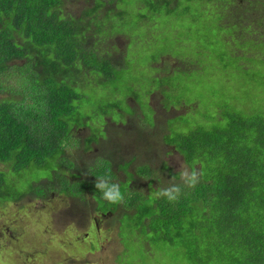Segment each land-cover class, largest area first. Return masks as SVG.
I'll list each match as a JSON object with an SVG mask.
<instances>
[{
    "label": "trees",
    "instance_id": "obj_1",
    "mask_svg": "<svg viewBox=\"0 0 264 264\" xmlns=\"http://www.w3.org/2000/svg\"><path fill=\"white\" fill-rule=\"evenodd\" d=\"M145 1L155 13L162 4L169 12L180 6V0ZM96 2L72 17L64 13L66 0H0V201L19 202L28 193L47 199L55 192L81 201L92 194L97 204H113L94 187L98 178L110 177L124 195L113 212L124 205L130 215L136 214L138 230L146 227L154 238L178 244L190 260L264 264L263 113L228 109L210 125L170 136L169 144L191 169L201 173L193 188L176 182L182 191L175 202L157 193L144 194L132 185L123 187L122 163L116 165L111 158L101 157L81 170L67 153L69 148L90 151L99 142L91 136H75L74 129L83 127L76 119L85 120L75 118L85 97L81 87L107 85L123 63L111 47L88 44L92 20H102L106 13L100 16L105 2ZM199 4L216 17L219 39L231 53L251 60L249 49L264 46V0H200ZM107 10L117 12L115 7ZM102 25L104 30L108 27ZM99 31L96 27V37L101 36ZM163 56L157 64L164 61ZM226 57H221L224 71L232 66ZM234 65L242 70L241 62ZM165 69L166 64L159 66L154 79ZM134 159L125 163L130 167ZM31 163L40 168L53 163L50 177L32 184L29 192L10 195L7 188L15 178L7 176L2 166L20 172ZM152 174L150 166L143 165L133 175Z\"/></svg>",
    "mask_w": 264,
    "mask_h": 264
},
{
    "label": "rangeland",
    "instance_id": "obj_2",
    "mask_svg": "<svg viewBox=\"0 0 264 264\" xmlns=\"http://www.w3.org/2000/svg\"><path fill=\"white\" fill-rule=\"evenodd\" d=\"M96 1L105 2L100 16L106 13L92 20L88 44L111 47L123 63L107 85L81 87L85 97L75 118L85 120L76 119L83 127L74 129L75 136L99 141L87 152L67 150L81 170L101 157L111 158L122 163L123 187L153 195L180 181L181 166L191 170L168 142L174 133L210 125L228 109L264 114V46L249 49L251 60L231 53L219 39L216 17L200 0H180L171 12L162 4L156 13L145 0H66L64 13L79 17ZM162 55L164 61L157 64ZM221 57L232 64L226 71ZM239 62L242 70L234 65ZM164 64L167 69L154 79ZM109 103L112 107L105 108ZM133 158L129 167L125 161ZM143 165L153 174L134 177ZM2 168L15 178L7 188L15 196L48 179L54 164L40 168L31 163L20 172ZM113 208L97 204L92 194L83 201L55 192L47 199L28 193L19 202L0 201V264H198L178 244L154 238L146 227L138 230L136 214L124 205L116 213Z\"/></svg>",
    "mask_w": 264,
    "mask_h": 264
},
{
    "label": "clouds",
    "instance_id": "obj_3",
    "mask_svg": "<svg viewBox=\"0 0 264 264\" xmlns=\"http://www.w3.org/2000/svg\"><path fill=\"white\" fill-rule=\"evenodd\" d=\"M201 173H199L195 168L189 169L188 167L181 166L179 177L180 181L185 187L193 188L199 182ZM94 187L98 189L103 196V199L109 203H120L124 200V195L120 190V186L116 183L110 182V177L98 178L94 183ZM182 188L180 184L173 183L171 186L163 188L158 191L157 195L159 197L166 198L169 202H175L179 199L181 195ZM95 220V218H93ZM95 223H97L95 221Z\"/></svg>",
    "mask_w": 264,
    "mask_h": 264
},
{
    "label": "flooded vegetation",
    "instance_id": "obj_4",
    "mask_svg": "<svg viewBox=\"0 0 264 264\" xmlns=\"http://www.w3.org/2000/svg\"><path fill=\"white\" fill-rule=\"evenodd\" d=\"M108 216V215H107ZM95 221L97 222L98 220L97 219H95Z\"/></svg>",
    "mask_w": 264,
    "mask_h": 264
}]
</instances>
